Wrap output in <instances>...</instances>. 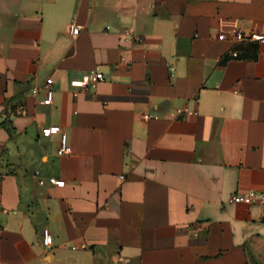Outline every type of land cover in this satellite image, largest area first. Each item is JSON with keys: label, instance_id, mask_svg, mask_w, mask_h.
<instances>
[{"label": "crops", "instance_id": "obj_1", "mask_svg": "<svg viewBox=\"0 0 264 264\" xmlns=\"http://www.w3.org/2000/svg\"><path fill=\"white\" fill-rule=\"evenodd\" d=\"M0 172V264H264V0H0Z\"/></svg>", "mask_w": 264, "mask_h": 264}, {"label": "built area", "instance_id": "obj_2", "mask_svg": "<svg viewBox=\"0 0 264 264\" xmlns=\"http://www.w3.org/2000/svg\"><path fill=\"white\" fill-rule=\"evenodd\" d=\"M81 29H82L81 25L78 24L75 20H73L69 26V31H70V34H72V35H78L80 33ZM127 34H130L134 40H140V37L136 34H133L131 31H127ZM237 35L239 38L243 37L242 34H237ZM254 37H256L258 39L263 38V36H261V35H255ZM104 80H105V75L103 72H101L97 69L93 70L90 87L95 88L99 82L104 81ZM53 82H54L53 78H48L43 87H39V86H33L32 87V91L36 94L39 93L41 90H44L45 98L43 100V103H45V104L53 103V99H54V90L52 88ZM144 118L145 119H151V118H158V116L150 114V113H146L144 115ZM42 134L45 137H51L54 135H59V137H60V140H59L60 144H59V148H58V154L59 155H68V154L72 153L73 150H72V146L69 143L68 134L60 126H56V125L45 126L42 129ZM3 177H4V174L2 172H0V179H2ZM45 182H46L45 179L39 180V183L41 185L45 184ZM49 182L53 185H58V186H64L66 183V181L64 179H58L55 177L50 178ZM235 200L237 202L246 201V202L250 203L251 205H259L262 209V215L264 218V189L263 190L251 189V190L247 191L245 194L235 196ZM53 239H54L53 235L50 233V231L48 229H45L43 232V239H42L43 244L45 246H50L53 243ZM83 247H86V245L84 244Z\"/></svg>", "mask_w": 264, "mask_h": 264}, {"label": "trees", "instance_id": "obj_3", "mask_svg": "<svg viewBox=\"0 0 264 264\" xmlns=\"http://www.w3.org/2000/svg\"><path fill=\"white\" fill-rule=\"evenodd\" d=\"M4 125H6V123H3ZM7 126V125H6Z\"/></svg>", "mask_w": 264, "mask_h": 264}]
</instances>
